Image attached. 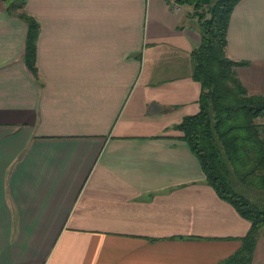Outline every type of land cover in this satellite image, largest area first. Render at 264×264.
<instances>
[{"label":"crops","instance_id":"crops-1","mask_svg":"<svg viewBox=\"0 0 264 264\" xmlns=\"http://www.w3.org/2000/svg\"><path fill=\"white\" fill-rule=\"evenodd\" d=\"M0 0V264H219L251 224L176 128L200 112L198 20L168 0ZM227 55L264 96V0H241ZM252 264H264V234Z\"/></svg>","mask_w":264,"mask_h":264},{"label":"trees","instance_id":"trees-1","mask_svg":"<svg viewBox=\"0 0 264 264\" xmlns=\"http://www.w3.org/2000/svg\"><path fill=\"white\" fill-rule=\"evenodd\" d=\"M28 0H13L8 13L27 25L25 63L38 76L39 22L25 7ZM192 6L201 31L200 47L193 53V78L202 86L200 112L176 128L199 159L208 184L247 219L251 228L242 247L219 264H252L264 229V96L252 95L237 75L247 62L227 55L232 13L241 0H168ZM248 190L259 193L252 200ZM249 193V194H247Z\"/></svg>","mask_w":264,"mask_h":264},{"label":"rangeland","instance_id":"rangeland-1","mask_svg":"<svg viewBox=\"0 0 264 264\" xmlns=\"http://www.w3.org/2000/svg\"><path fill=\"white\" fill-rule=\"evenodd\" d=\"M190 9H191V11L194 13V8L192 7V6H188ZM248 192L250 193V195H252L253 196V198H251L252 200H257V199H259L260 198V195H259V193L258 192H256V191H254V190H248ZM249 193H247V194H249ZM262 232V234H264V229L261 231Z\"/></svg>","mask_w":264,"mask_h":264},{"label":"water","instance_id":"water-1","mask_svg":"<svg viewBox=\"0 0 264 264\" xmlns=\"http://www.w3.org/2000/svg\"><path fill=\"white\" fill-rule=\"evenodd\" d=\"M203 5H209L210 4V0H201Z\"/></svg>","mask_w":264,"mask_h":264}]
</instances>
